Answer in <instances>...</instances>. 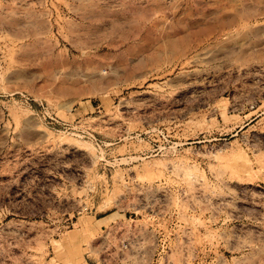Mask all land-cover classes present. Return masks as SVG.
<instances>
[{
  "label": "rangeland",
  "instance_id": "rangeland-1",
  "mask_svg": "<svg viewBox=\"0 0 264 264\" xmlns=\"http://www.w3.org/2000/svg\"><path fill=\"white\" fill-rule=\"evenodd\" d=\"M0 264H264V0H0Z\"/></svg>",
  "mask_w": 264,
  "mask_h": 264
},
{
  "label": "built area",
  "instance_id": "built-area-1",
  "mask_svg": "<svg viewBox=\"0 0 264 264\" xmlns=\"http://www.w3.org/2000/svg\"><path fill=\"white\" fill-rule=\"evenodd\" d=\"M122 244H124L125 247L128 246L127 242L121 239L119 242V245H122Z\"/></svg>",
  "mask_w": 264,
  "mask_h": 264
}]
</instances>
